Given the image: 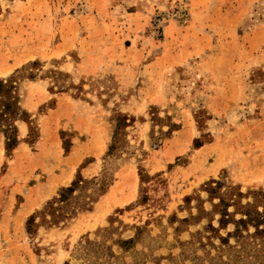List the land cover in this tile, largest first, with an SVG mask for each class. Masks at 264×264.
Listing matches in <instances>:
<instances>
[{"label":"rangeland","instance_id":"obj_1","mask_svg":"<svg viewBox=\"0 0 264 264\" xmlns=\"http://www.w3.org/2000/svg\"><path fill=\"white\" fill-rule=\"evenodd\" d=\"M11 77L0 264H264V0H0Z\"/></svg>","mask_w":264,"mask_h":264},{"label":"trees","instance_id":"obj_2","mask_svg":"<svg viewBox=\"0 0 264 264\" xmlns=\"http://www.w3.org/2000/svg\"><path fill=\"white\" fill-rule=\"evenodd\" d=\"M14 80L13 78H0V128L4 129L6 135V148H12L18 143L17 123L16 121L22 117L24 110L18 104V99L13 94ZM116 124H122L130 120L128 116L118 115ZM116 131L114 132V134ZM112 147V145H111ZM110 147V148H111ZM82 180L81 176L75 178L71 185L65 186L61 189L59 200L62 201L68 196L69 193L74 192L76 185ZM33 219V215L27 220V228L30 227V222ZM246 225V224H245ZM257 227V231H262L261 224H254ZM238 229V228H237ZM64 264H71L69 261Z\"/></svg>","mask_w":264,"mask_h":264},{"label":"crops","instance_id":"obj_3","mask_svg":"<svg viewBox=\"0 0 264 264\" xmlns=\"http://www.w3.org/2000/svg\"><path fill=\"white\" fill-rule=\"evenodd\" d=\"M0 152H1V148H0ZM0 181H1V178H0Z\"/></svg>","mask_w":264,"mask_h":264}]
</instances>
